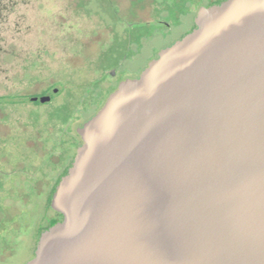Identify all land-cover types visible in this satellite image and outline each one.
Listing matches in <instances>:
<instances>
[{
	"label": "water",
	"instance_id": "water-1",
	"mask_svg": "<svg viewBox=\"0 0 264 264\" xmlns=\"http://www.w3.org/2000/svg\"><path fill=\"white\" fill-rule=\"evenodd\" d=\"M194 24L76 129L25 264H264V0Z\"/></svg>",
	"mask_w": 264,
	"mask_h": 264
},
{
	"label": "rangeland",
	"instance_id": "rangeland-1",
	"mask_svg": "<svg viewBox=\"0 0 264 264\" xmlns=\"http://www.w3.org/2000/svg\"><path fill=\"white\" fill-rule=\"evenodd\" d=\"M131 1L115 0L119 9L113 12L98 0H0V97H14L0 104V148L6 146L11 156L24 152L33 175L36 172L43 181L32 189L13 188L6 181L1 184L0 212L26 214L25 238L8 264L28 261L37 233L55 219L49 196L58 173L49 178L52 170L46 162L57 160L61 153L67 124L70 134H76L75 128L97 110L89 106L88 99L98 91L94 87L97 78L108 70L109 49L123 52L121 44L115 46L110 40L113 32L119 37L123 33L116 20L135 15L148 20L158 5V0L157 4L139 0L137 5L142 8L131 13ZM191 14L182 17L171 36L189 28ZM167 42L168 37L150 36L140 39V45H129L133 59L120 61L122 71L141 69L153 51ZM45 93H51L49 102H26L25 97ZM27 150H36L37 157L28 156ZM2 164L11 168L3 156ZM40 192L41 198L36 197Z\"/></svg>",
	"mask_w": 264,
	"mask_h": 264
},
{
	"label": "flooded vegetation",
	"instance_id": "flooded-vegetation-1",
	"mask_svg": "<svg viewBox=\"0 0 264 264\" xmlns=\"http://www.w3.org/2000/svg\"><path fill=\"white\" fill-rule=\"evenodd\" d=\"M98 1L99 2L103 1L106 4V6L108 5L113 12H117V10L119 9L118 4H116L115 0H98ZM138 1L139 0H132L130 2L131 13H133V9H135L137 12L139 9L142 8V7H138L137 5ZM156 1L157 0H152L151 3L154 4L156 3ZM220 1L222 0H158V5L155 6L156 9L153 10L154 13L151 14V17L148 20L136 19L137 18L136 15L132 19L118 18V20L116 21L121 24L120 27L123 29V33L120 35L121 37H119L117 36L116 32H113V37H111L110 40L111 43L114 44L115 46L117 44H121L123 46V52H119L120 50L116 49L115 47L109 49V55L112 58L111 62L106 67L108 68V70L101 73L100 76L97 78L94 87H97L98 91L95 95L91 96V98L88 99L89 106L93 105L98 110V108L105 101L106 97L114 89H116L120 81L127 78L138 77L140 72L147 66L148 62L157 57L158 52L162 48L171 45L172 43L182 38L187 32L191 31L195 27L194 18L199 7L209 6L211 4H215ZM190 13L193 14H191L192 16L190 17L191 21L189 28L184 30L177 37L171 36L172 29L180 26L182 23L181 22L182 17L189 16ZM150 36H157V37L159 36L162 38L168 37L169 42L165 43L157 50H154L153 55L147 60L145 66H143L141 69L135 72L126 71L127 73H124L122 71L123 66H121L120 61L121 60L129 61L133 59L132 58L133 52H131V50L129 49V45L131 44L140 45L139 44L140 39L147 38ZM35 96H41V95H32L25 98L28 99ZM0 98L7 100L14 99V97H0ZM13 101H7V102H13ZM5 102L6 101H0V104ZM26 102H30L33 104H43L33 100H28ZM82 124L80 126H82ZM67 128L65 129V132H63L62 134L64 138L61 140L62 141L60 146L61 153L59 154L57 160L55 161L46 160L47 161L46 163L48 164L47 166L52 170L50 172V176L49 175L47 176H49V178H52L54 173L55 174L58 173L55 182L52 185L53 191L60 177L66 173L68 167L71 165L75 154V150L81 143L80 137L76 132V129L78 127L75 128L76 134H70L69 124H67ZM73 147L74 149L72 151ZM27 151H28V156L33 154L35 158L37 157L36 150L34 153L33 150H27ZM1 156L6 158V164L9 165L11 168L8 170L5 168L4 164L0 165V187L2 182L4 181H6L10 185H13L12 186L13 188H15L16 186L18 188H22V187L25 188L28 186L30 189L35 188L34 185H36L37 183H41V182L43 183L42 177L37 176L36 172L33 175L32 169L30 168L31 166L27 162V155L24 154V152H20V154L17 155L14 154L11 156L7 151L6 146H4L3 148H0V157ZM39 158L41 159V157ZM18 163H22V166L19 167ZM41 165L42 163H40V166ZM41 170L42 168H40V171ZM52 188L49 198V207H50V199L53 193ZM35 194L36 197L41 198L42 195L41 192L38 193V195L37 193ZM53 212L55 215L54 216L55 219L53 220L57 222L58 219L60 220V216L57 212L55 211ZM25 216H26L25 212H21L20 214L17 215H12L6 212H0V264L9 263L11 257L15 255L17 248L20 247L22 240L25 238V225H24V221L26 220ZM43 230L44 229L40 230L37 233L34 250L38 237ZM26 262L27 261L23 262V264H25Z\"/></svg>",
	"mask_w": 264,
	"mask_h": 264
},
{
	"label": "trees",
	"instance_id": "trees-1",
	"mask_svg": "<svg viewBox=\"0 0 264 264\" xmlns=\"http://www.w3.org/2000/svg\"><path fill=\"white\" fill-rule=\"evenodd\" d=\"M45 94H47V93H45ZM49 94L51 95V93H49ZM50 97H51V96H50ZM50 99H51V98H50ZM3 100H4V99H1V98H0V101H3ZM9 100H13V99H9ZM52 191H53V188H52ZM49 198H50V196H49ZM58 214H59V213H58ZM59 216H60V218H61V215H60V214H59ZM58 220H59V219H58ZM54 222H55V220H52V221L49 223V225L53 224ZM49 225H48V226H49ZM48 226H46V227H48ZM46 227H45V228H46ZM45 228H44V229H45Z\"/></svg>",
	"mask_w": 264,
	"mask_h": 264
}]
</instances>
